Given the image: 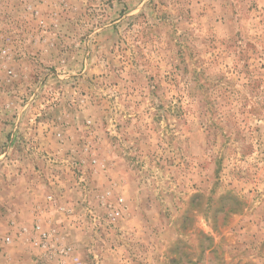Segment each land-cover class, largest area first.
Here are the masks:
<instances>
[{
  "label": "rangeland",
  "instance_id": "374dc122",
  "mask_svg": "<svg viewBox=\"0 0 264 264\" xmlns=\"http://www.w3.org/2000/svg\"><path fill=\"white\" fill-rule=\"evenodd\" d=\"M0 264H264V0H0Z\"/></svg>",
  "mask_w": 264,
  "mask_h": 264
},
{
  "label": "built area",
  "instance_id": "2783aa9c",
  "mask_svg": "<svg viewBox=\"0 0 264 264\" xmlns=\"http://www.w3.org/2000/svg\"><path fill=\"white\" fill-rule=\"evenodd\" d=\"M118 215V212L116 213ZM47 236V234L42 233V237L45 239V237Z\"/></svg>",
  "mask_w": 264,
  "mask_h": 264
}]
</instances>
